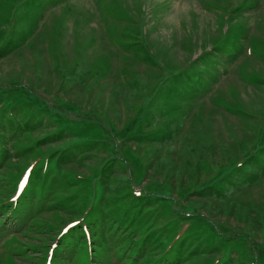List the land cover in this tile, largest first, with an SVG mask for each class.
<instances>
[{
	"label": "rangeland",
	"instance_id": "374dc122",
	"mask_svg": "<svg viewBox=\"0 0 264 264\" xmlns=\"http://www.w3.org/2000/svg\"><path fill=\"white\" fill-rule=\"evenodd\" d=\"M264 264V0H0V264Z\"/></svg>",
	"mask_w": 264,
	"mask_h": 264
},
{
	"label": "trees",
	"instance_id": "16d2710c",
	"mask_svg": "<svg viewBox=\"0 0 264 264\" xmlns=\"http://www.w3.org/2000/svg\"><path fill=\"white\" fill-rule=\"evenodd\" d=\"M66 260L67 259H65V258H63V255H59L58 257H57V264H67V262H66Z\"/></svg>",
	"mask_w": 264,
	"mask_h": 264
}]
</instances>
